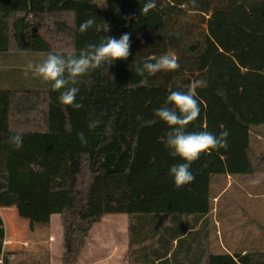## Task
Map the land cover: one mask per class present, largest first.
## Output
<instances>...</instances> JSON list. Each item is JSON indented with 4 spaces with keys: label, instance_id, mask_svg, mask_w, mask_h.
I'll use <instances>...</instances> for the list:
<instances>
[{
    "label": "trees",
    "instance_id": "trees-1",
    "mask_svg": "<svg viewBox=\"0 0 264 264\" xmlns=\"http://www.w3.org/2000/svg\"><path fill=\"white\" fill-rule=\"evenodd\" d=\"M145 2L0 0V66L10 52L78 55L106 35L131 36L127 60L105 62L79 78L80 109L62 105L63 89L44 80L40 90L0 87V208L19 207L39 191L32 176L47 174L49 212L60 216L64 233L62 264H79L91 232L109 215L128 216L129 264H264V180L226 192L223 185L228 175L264 176V153L252 150L253 133L264 134V0H197L195 7L191 0H156L155 9L141 14ZM88 18L95 24L81 33ZM169 51L177 70L136 74L145 58ZM194 78L206 82L196 93L207 105V131H227V148L211 150L187 185L133 188L138 141L131 138V96L187 90ZM93 119L102 124L89 130ZM17 133L20 148L9 143ZM214 214L228 232L236 229L218 251ZM6 241L0 214L2 263L49 264L8 251Z\"/></svg>",
    "mask_w": 264,
    "mask_h": 264
},
{
    "label": "clouds",
    "instance_id": "clouds-1",
    "mask_svg": "<svg viewBox=\"0 0 264 264\" xmlns=\"http://www.w3.org/2000/svg\"><path fill=\"white\" fill-rule=\"evenodd\" d=\"M193 7L197 0H191ZM156 8V0H146L141 8V14H147L150 10ZM95 20L88 18L81 22L79 31L87 32ZM106 31L109 26L105 23ZM131 36L124 33L119 39L111 36H104L100 43L87 44L78 55L68 52L65 55L49 53L47 58L38 65L32 62L27 64L26 72L31 70L35 76L42 78L45 82L51 84L54 90H61L59 101L64 106L80 109L82 103L76 101L79 93L78 84L80 77L86 75L90 70L99 68L105 62L127 60L130 55ZM154 61V62H153ZM180 67L176 55L169 51L158 58L149 56L145 58L142 65L137 64L135 72L143 76L145 72L155 75L161 71H174ZM206 86L203 79H192L186 86L187 91H172L168 97L169 106H162L155 110V116L169 126L166 138V147L169 149V155L179 157L183 163L173 164L169 169V175L173 178L177 188L191 183L195 177L190 171L193 162L199 159L202 154L211 153V150L218 148H227V131H222L219 136L209 131L187 132L186 126L195 121L200 115V107L196 99V90ZM137 119H142L137 117ZM102 124L100 119H93L88 122L89 130H95ZM223 128V126H221ZM82 144H86L84 133H78ZM9 143L16 148L23 144V135L20 133L9 137ZM264 180V176L255 177L249 181L252 185H258Z\"/></svg>",
    "mask_w": 264,
    "mask_h": 264
},
{
    "label": "rangeland",
    "instance_id": "rangeland-1",
    "mask_svg": "<svg viewBox=\"0 0 264 264\" xmlns=\"http://www.w3.org/2000/svg\"><path fill=\"white\" fill-rule=\"evenodd\" d=\"M39 55H42V54L15 53L12 62L17 65H24V66H27L29 62H32L33 65H38L40 64L38 62ZM27 73H29V75L31 76V72L27 71ZM29 89L31 88L30 87L25 88V90H29ZM145 96L147 95L143 93L132 95L131 106H132L133 116H135V113H136L137 105H134L136 98L145 97ZM155 110H156V105L147 111L148 112L147 117L149 118L148 121H151V119L154 118L153 116L155 114ZM137 128L138 127H133V129H131V134L133 138L135 137ZM150 131H151L150 127L144 130L143 132L144 141L148 140L147 135L149 134ZM139 147H140V151L137 156V159L139 158V160H136L138 163L136 166L134 165L135 168H133L132 187L133 188L150 187L151 185H156L159 183L172 181L173 178L169 175L170 168H168L167 166L169 163L167 159L168 157L163 156L162 162L159 163L160 166L158 168L152 167V169L150 170V166L148 167V164H147V160H149V158L148 157L144 158V157L150 154L151 148L146 142L144 144L143 142H141ZM169 157L171 158L172 156L169 155ZM200 157L198 160L193 162L191 165L192 167L190 168V171L193 173V175L197 174L196 172L199 170L201 166ZM177 158H178V161H177L178 163L184 162L179 157ZM41 180H43L44 182ZM31 182L34 186L38 184V185L44 186V188H48L49 177L47 174L33 175ZM231 192L232 190H230L228 193H231ZM45 197H46V194L39 197L38 203L32 206L37 210L33 208L32 213L24 214L25 212L27 213L28 211L26 209L19 210L20 213H14V216L19 224V230L17 232V235L19 236L20 240L31 242V241H35V239L38 237L39 243H36L32 248H29V250H26V248L20 244H18L17 248H11L9 246L7 247V250L16 251L19 253H22V252L30 253L34 251V253H31V255L33 256L32 258H37L39 260L46 261L45 263L48 262L49 264H62L63 258H64L63 253H64L65 248L63 246L64 233H63V229H62V225L60 221V216L50 214L47 202L44 204ZM220 203H221V200L219 202V206L221 207ZM226 203L227 201L224 202L223 205ZM216 211H217V208L215 209V212ZM0 213L2 217L4 218L6 225H8L7 227L8 228L7 235H8V232H11V227H10L11 222L9 220V217L13 218V212H11L10 209H7V210H2V212ZM220 216L221 215L217 216L215 214L213 216L214 217L213 219L215 220V223H216L215 225L217 227V231L220 232V234H218L217 239L214 242V246L215 248H217V251L220 249V246L223 248V245H224L223 242L225 243V236L228 239L232 233L236 234L235 228L232 230L230 229L229 232L227 231V228H228L227 223L225 224L223 222L224 218L220 219L219 218ZM128 223H129V220H128L127 215H109L105 217V219L96 226V229L91 234L90 243L92 245L95 244V240H91V239H94L95 233H98V236L107 238L109 243H111V245L107 249H104L103 251L98 252V255L92 254L90 252L91 250H88V258L87 260H84L85 263L92 264L93 262H96V264H122L123 257L125 256L127 252V246H128V238H127ZM49 228L53 230L55 241L52 247H48L49 249H52V251L45 252V250L42 249L40 244L41 245L44 244L46 237L43 234H40V232H41V229H49ZM114 228L116 229V233H114L115 231ZM212 228H213V225H212ZM255 229L256 227L252 228L255 239H257L258 237L261 236V234L254 232ZM56 231L59 232V234ZM115 239L118 240L117 246L118 248H120L116 254L113 253V250H114L113 243ZM37 250H39L40 252H36ZM47 255H50V256H47ZM45 259H48V260H45ZM0 264H3L1 258H0ZM79 264H81V261Z\"/></svg>",
    "mask_w": 264,
    "mask_h": 264
},
{
    "label": "crops",
    "instance_id": "crops-1",
    "mask_svg": "<svg viewBox=\"0 0 264 264\" xmlns=\"http://www.w3.org/2000/svg\"><path fill=\"white\" fill-rule=\"evenodd\" d=\"M46 55H39L38 57V62L42 63L45 59ZM9 57V58H8ZM14 58V53H7L5 54V59L3 60L2 64H6L4 66H0V71H4V73L1 75L2 79H0V87L4 88V89H9L10 85L15 87L16 89H20V90H25L26 87H30L31 89L29 90H40L43 86H44V81L42 78L40 77H33V72H31V76L29 75V73H27V75L25 74L26 72V68L27 66L24 65H17L15 63L12 62ZM33 60V59H32ZM175 90L172 89H166V90H152L149 92H142L143 94H146L147 96L145 97H137L135 100V104L137 105L136 107V113L135 116H133L132 113V117H133V124H132V128L133 127H138L136 130V134L135 137H132L131 134V138L132 140H134L137 137V143H138V148H137V156L139 154L140 151V144L141 142H143V144L146 142L148 143V145L151 148L150 154L146 155L144 158H149V160H147V164L148 167L150 166V170L152 169V167H159L160 164L163 160V156H167L168 158V168H170L173 164H178V158L177 157H169V149L166 147V138H167V133L170 130L169 126L163 122L162 120H160L158 117L155 116L154 114V118L151 119V121H148L149 118L147 117L148 115V110L152 107H154L156 105V109L162 107V106H169L172 107V105L168 104L167 102V97L168 95ZM181 91H187V90H181ZM52 94V93H51ZM138 94V93H135ZM147 97V98H146ZM146 98V99H145ZM196 99L198 101L199 107H200V115L199 117L191 122L188 126H186V131L187 132H199V131H207L208 129V123H207V105L205 104V102H203L196 94ZM131 104H132V96H131ZM131 112H132V106H131ZM141 117L142 119H137V117ZM139 125V126H138ZM148 127L151 128V131L149 132V134L147 135V139L146 141H144V135L143 132L144 130H146ZM156 128V129H155ZM264 141V134H254L252 136V150H256L257 153L259 155H262L264 153V146L261 142ZM211 154V153H210ZM210 154L205 153L202 154L200 157V168L199 170L204 167L206 164H208L209 159H210ZM136 156V160H139V158L137 159ZM135 160V166L137 165V161ZM167 161V162H168ZM246 165V164H245ZM192 167V166H191ZM135 168V167H133ZM198 170V171H199ZM197 171V172H198ZM196 172V173H197ZM133 175V172H132ZM253 179L252 177H248V175H241V176H231L228 175L226 182L223 185H226V189L224 190L227 191L230 188H232L234 185L239 186L240 188L244 189L247 188L249 185H252L249 183V181ZM43 181V180H41ZM173 181V180H172ZM44 182V181H43ZM171 182V181H170ZM32 183V182H31ZM167 183V182H164ZM218 183V179H214L213 185H217ZM160 184V183H159ZM33 187L38 188L39 191H33L28 195H25L22 199V204L19 207H15V208H0V212H2V210H7L10 209L11 212H13V218L9 217V220L11 222V232H8L7 235V227L8 225H6V245L7 247H11V248H17L18 244L22 245L23 247L26 248V250H29V248H32L36 243H39V239L38 237L35 239V241H22L20 240L19 236L17 235V232L19 230V224L14 216V213H20L19 210L21 209H26L28 210L27 213L25 212L24 214H30L33 212V208L32 206H34L35 204L38 203V199L40 196H43L47 193L48 188H44V186L38 185L36 184L35 186L32 184ZM222 192L220 194V196L224 193ZM34 194V195H33ZM249 195L252 196L251 193H249ZM219 196V197H220ZM236 199V198H235ZM218 198L215 200L217 201ZM47 202L48 204V197L46 194V197L44 198V204ZM49 207V204H48ZM35 209V208H34ZM37 210V209H35ZM1 214V213H0ZM2 216V215H1ZM3 218V217H2ZM105 219V218H104ZM4 220V218H3ZM129 220V219H128ZM5 222V220H4ZM62 225V224H61ZM129 223H128V228H127V238H128V246H127V252L125 254V256L123 257V262L122 264H129V259H128V253H129V243H130V229H129ZM97 226V225H96ZM91 232V234L94 232V230ZM115 229V228H114ZM57 232V231H56ZM59 234V232H57ZM114 233H116V229L114 231ZM40 234H43L46 239L44 241V244L40 246L42 247V249L46 251H52V249H49L48 247H52L54 245V233L53 230L51 228L49 229H41ZM39 234V235H40ZM90 234V237H91ZM90 237L88 238V242L86 244L85 250L79 260V263L81 261V264H87L85 263L84 260H87L88 258V250H91L90 252L92 254H96L98 255V252L103 251L104 249H107L111 243H109L108 239L105 237H100L98 236V233H95V238L91 239V240H95V244H91L90 243ZM118 244V240L115 239L113 245H114V250L113 253L116 254L118 252V250L120 248H118L117 246ZM64 246V243H63ZM36 252H40L39 250H37ZM31 253L33 252H28L29 255H31ZM39 254V253H37ZM50 256V255H47ZM83 262V263H82ZM91 264V263H88ZM92 264H96V262H93Z\"/></svg>",
    "mask_w": 264,
    "mask_h": 264
}]
</instances>
